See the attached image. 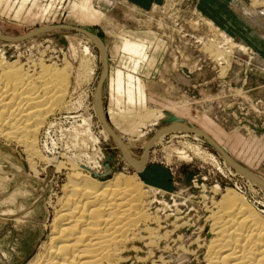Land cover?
Wrapping results in <instances>:
<instances>
[{"label":"rangeland","instance_id":"374dc122","mask_svg":"<svg viewBox=\"0 0 264 264\" xmlns=\"http://www.w3.org/2000/svg\"><path fill=\"white\" fill-rule=\"evenodd\" d=\"M18 1L11 6L0 4V36L5 37L0 38V57L15 59L28 70H38L44 63L65 67L70 74L64 104L46 118L37 137L40 152L65 165L59 168L39 158L28 167L23 148L0 136V215L16 211L20 215L8 219L0 216V264H28L48 239L56 202L66 183L65 172L73 166L68 157L86 167L81 166V172H90L98 180L106 181L123 172L143 182L144 200L152 218L147 225L153 234L139 231L138 237L143 238L128 244L124 264H178L181 258L203 264L210 238L209 210L212 201L228 189L245 193L264 210V188L237 173L211 143L196 133L168 130L180 127L179 121L199 128L226 149L235 163L264 183V52L259 46H250L244 38L204 17L193 0H164L148 8H132L122 0H91L103 12L94 21L71 14L72 0H27L20 11H15ZM263 1L248 0L245 7L256 15L248 13L256 24L264 20ZM60 23L82 26L99 37L110 74L116 67L123 68L120 54L113 52L118 26L152 28L161 34L165 47L156 53L148 73L136 71L144 82V108L151 110L112 115L110 110H117L125 100L124 95L110 94L108 73L99 89L103 119L114 132L111 134L96 113L94 90L102 73V58L91 37L63 26L21 37L38 27ZM261 33L264 35V29ZM226 39L247 52L234 48L231 57L226 55L227 63H219L206 46L213 43L227 49L230 43ZM84 43L91 59L88 75L81 69ZM160 65L167 66L161 69L168 79L161 93L158 84L147 80L159 72ZM174 77L176 86L169 83ZM134 105L133 109H138ZM110 116L120 120L123 128L115 126ZM159 127L165 128L154 133ZM113 135L133 158L141 154L148 141L143 168L129 167ZM156 136L161 137L151 143ZM17 165L19 170L14 168ZM102 167L108 172L100 175Z\"/></svg>","mask_w":264,"mask_h":264},{"label":"bare ground","instance_id":"6f19581e","mask_svg":"<svg viewBox=\"0 0 264 264\" xmlns=\"http://www.w3.org/2000/svg\"><path fill=\"white\" fill-rule=\"evenodd\" d=\"M53 27L55 26H45L40 30ZM91 39L100 50L102 58L103 43L92 37ZM226 40L230 43L227 49L213 43L206 46L207 50L211 51V57L214 56L219 63L223 60L227 63L226 55L231 57L234 48L246 51L243 46ZM82 46L84 53L81 58L82 74L88 75L92 71L89 48L85 43ZM69 75L65 67L58 68L42 63L38 70H28L15 59L8 61L3 56L0 57V136L4 141H14L23 148L27 154L28 167H32L34 160L39 158L48 164L53 162L52 164L59 168L65 165L43 155L40 152L42 149L39 150L37 137L46 118L64 104L68 93ZM97 103L96 113L103 119L100 89L97 90ZM112 115L116 116L119 113L112 112ZM114 116L109 117L110 121L115 126L123 128V123ZM179 125L180 127L173 126L168 130L196 133L202 136V140L213 145L203 131L202 134L201 130H188L181 121ZM89 135V139L93 140L92 134ZM112 137L121 146L123 150L121 155L128 161L126 163L129 167L140 165L138 168L135 167L138 171L144 167L148 157L146 148L139 156L133 158L131 155L128 156L129 152L124 149L125 145L119 137L115 135ZM160 137L156 136L151 143L158 141ZM68 142L74 144L75 141ZM84 142L82 140V143ZM216 149L237 173L248 176L254 183L264 188V183L258 177L235 163L225 150L221 147V150ZM68 159L73 166L70 171L65 172L66 183L62 196H59L56 202L48 239L28 264H124L128 258L124 254L130 250L128 244L143 238L138 237L139 231L148 230L150 235L153 234L147 225L152 218L147 212L143 182L123 172L101 181L90 172H81L79 168L82 165L69 157ZM19 167L14 166L16 170H19ZM98 171L103 175L108 172V168L102 167ZM211 207L208 208L210 210L207 218L210 224V238L205 244L203 264H264V210L253 203L245 193H237L230 189L217 201H212ZM179 261L178 264L193 262L183 261L182 258Z\"/></svg>","mask_w":264,"mask_h":264},{"label":"crops","instance_id":"0c3cea01","mask_svg":"<svg viewBox=\"0 0 264 264\" xmlns=\"http://www.w3.org/2000/svg\"><path fill=\"white\" fill-rule=\"evenodd\" d=\"M6 0H0L5 3ZM164 0H122V2L131 6L132 8H148L155 4H160ZM248 0H193L196 9L201 14L213 21L227 28L234 36L244 38L245 41L252 47L259 46L264 52V35L261 30L264 29V20H258L255 23L253 18L248 13L253 14L251 8H245L248 5ZM27 0H19L15 11H20ZM14 0H7L6 5L11 6ZM242 7L245 10L242 11ZM28 11V10H27ZM74 11V12H73ZM69 12L86 21H94L102 17L103 12L94 7L91 0H72ZM255 14H253L254 16ZM256 16V15H255ZM118 26V33L115 36L113 46H116L113 52L120 54V63L123 68L116 67L109 73V92L113 96L124 95L125 104L117 107V110H110L111 112H120L124 114L136 113L141 111H148L151 109L144 108L143 101L145 100L144 82L143 78L136 74V71L141 69L148 73L156 60V53L165 47V43L161 34L157 33L152 28H121ZM258 37V38H257ZM262 37V38H261ZM160 70L156 75L152 74L147 78L149 84L156 83L159 85V91H163L161 86L168 84V79L165 71L161 68L167 66H159ZM169 82L174 86L177 85V78ZM166 92V91H165ZM118 103V97L115 98ZM138 109H133L135 104ZM120 105V104H118ZM154 110V109H153ZM160 111V110H159ZM163 114H169L167 111H161ZM172 116V115H171ZM205 133V132H204ZM225 149V148H224ZM226 150V149H225Z\"/></svg>","mask_w":264,"mask_h":264},{"label":"water","instance_id":"95a60500","mask_svg":"<svg viewBox=\"0 0 264 264\" xmlns=\"http://www.w3.org/2000/svg\"><path fill=\"white\" fill-rule=\"evenodd\" d=\"M51 25H53V26H63V27H66V28H71V29H74V30H77V31H80V32H83V33H85V34H87V35H90L93 39H95V40H97V41H100V39H99V37L95 34V33H93V32H91V31H89V30H87L86 28H84V27H82V26H77V25H71V24H64V23H60V24H51ZM38 30H40V27H38V28H36V29H34V30H31V31H29V32H27L26 34H24V35H22L21 37H24V36H29V35H31V34H34V33H36ZM103 53H102V75L100 76V78H99V80L97 81V84H96V86H95V90H94V94H95V92L100 88V85H101V83H102V80H103V78H104V76H105V74H106V52H105V50H104V47H103V51H102ZM101 122L104 124V126L106 127V129L112 134V130H111V128L109 127V125L103 120V119H101ZM185 127H186V129H188V130H199V128H196V127H194V126H189V125H184ZM162 127V126H161ZM161 127H159L154 133H156L159 129H162ZM202 134H203V132L202 131H200ZM153 133V134H154ZM209 137V136H208ZM209 139H210V141L212 142V144L215 146V148H218V149H220V147H219V145L217 144V142H215L211 137H209ZM148 142V141H147ZM146 142V152L148 153V143ZM221 150V149H220ZM224 155L226 156V158H228V156L224 153ZM136 168H138V167H140V165H134ZM19 214V211H16V212H13V213H11V214H9L8 215V217H6L7 219L8 218H10V217H12V216H14V215H18Z\"/></svg>","mask_w":264,"mask_h":264}]
</instances>
